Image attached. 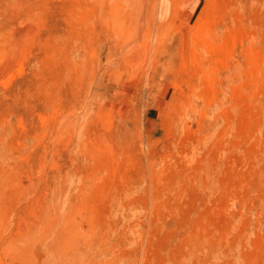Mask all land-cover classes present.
<instances>
[{
  "label": "rangeland",
  "instance_id": "obj_1",
  "mask_svg": "<svg viewBox=\"0 0 264 264\" xmlns=\"http://www.w3.org/2000/svg\"><path fill=\"white\" fill-rule=\"evenodd\" d=\"M0 264H264V0H0Z\"/></svg>",
  "mask_w": 264,
  "mask_h": 264
},
{
  "label": "bare ground",
  "instance_id": "obj_2",
  "mask_svg": "<svg viewBox=\"0 0 264 264\" xmlns=\"http://www.w3.org/2000/svg\"><path fill=\"white\" fill-rule=\"evenodd\" d=\"M169 59V58H168ZM166 60V59H165ZM160 61H158V62H156V65L159 63ZM163 63H162V61H161V65H162Z\"/></svg>",
  "mask_w": 264,
  "mask_h": 264
}]
</instances>
